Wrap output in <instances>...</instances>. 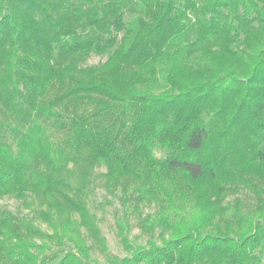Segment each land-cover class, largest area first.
I'll return each mask as SVG.
<instances>
[{
    "label": "trees",
    "instance_id": "16d2710c",
    "mask_svg": "<svg viewBox=\"0 0 264 264\" xmlns=\"http://www.w3.org/2000/svg\"><path fill=\"white\" fill-rule=\"evenodd\" d=\"M3 198L0 264H264V0H0Z\"/></svg>",
    "mask_w": 264,
    "mask_h": 264
},
{
    "label": "rangeland",
    "instance_id": "374dc122",
    "mask_svg": "<svg viewBox=\"0 0 264 264\" xmlns=\"http://www.w3.org/2000/svg\"><path fill=\"white\" fill-rule=\"evenodd\" d=\"M101 61L99 57H93L90 61L91 64H98ZM157 157H162L161 151H156ZM106 172V169L100 168L96 171L95 177V191L90 198L91 202V210L94 214L97 215L100 228L102 230V234L106 239L107 247H108V255L118 256L120 258L127 255L123 245L120 243V239L118 237V228H117V219L123 215L122 206L120 201L110 195L104 186V178L102 174ZM250 196V195H249ZM244 192L242 194L237 195V197H242L247 206V210H251L256 202L254 199H251ZM234 197L230 196L228 198L229 201H232ZM0 205L3 209H7L12 211L18 217H31L35 212L33 211V207H28L26 203L17 201L12 198H3L0 199ZM144 216L147 214H153L157 211L154 205H146L143 207ZM38 223L41 224L42 228L49 231L46 224L42 221L38 220ZM134 228L130 235L133 243L136 245H145L147 238H143L141 236L140 229L137 227L136 220L134 221ZM93 258L99 260L101 264H108L106 260V256L101 253L98 249H95L93 252Z\"/></svg>",
    "mask_w": 264,
    "mask_h": 264
}]
</instances>
